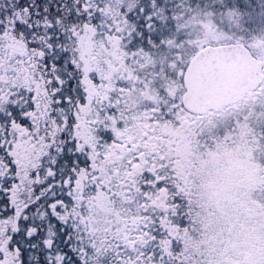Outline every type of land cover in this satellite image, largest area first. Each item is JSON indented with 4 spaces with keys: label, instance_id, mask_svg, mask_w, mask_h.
Listing matches in <instances>:
<instances>
[{
    "label": "snow or ice",
    "instance_id": "6c2138e0",
    "mask_svg": "<svg viewBox=\"0 0 264 264\" xmlns=\"http://www.w3.org/2000/svg\"><path fill=\"white\" fill-rule=\"evenodd\" d=\"M0 264H264V0H0Z\"/></svg>",
    "mask_w": 264,
    "mask_h": 264
}]
</instances>
